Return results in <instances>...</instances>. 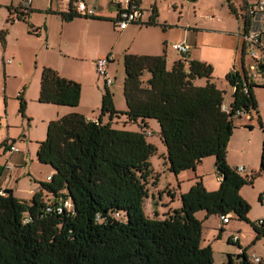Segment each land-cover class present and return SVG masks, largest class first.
<instances>
[{
  "label": "trees",
  "instance_id": "16d2710c",
  "mask_svg": "<svg viewBox=\"0 0 264 264\" xmlns=\"http://www.w3.org/2000/svg\"><path fill=\"white\" fill-rule=\"evenodd\" d=\"M74 1L69 0L66 11L57 12L63 21L85 17L113 22L101 15H79ZM227 1L230 13L236 15ZM132 2L139 0H128ZM7 9L15 12L16 19L25 21L31 12L21 13L11 6ZM157 18L158 11L152 6L144 24L160 25ZM13 21L10 16L6 19ZM247 24L245 20L243 30ZM6 36L7 30L0 29L3 45ZM244 55L242 47V72L233 69L225 75L233 88L227 103L225 91L212 82L210 63L184 56L167 68L164 49L159 55L125 53L122 92L126 109L115 108L113 94L104 83L96 119L72 112L48 122L36 158L54 170L50 180L39 181V190L29 201L19 200L11 189L0 194V264H212L211 247L200 244L202 222L195 216L200 210L206 217L233 213L250 223L255 240H264V219L250 222V205L240 195L242 186L251 185L264 173V141L259 168L250 175L240 174L226 161L227 145L236 128L234 120L241 117L240 112L254 111L263 127L254 88L264 87V83L248 80ZM145 73L149 74L146 79ZM198 79H205V84H195ZM80 96L79 82L51 67H42L38 102L75 107ZM17 99L23 114L22 92ZM120 115L141 123V129L113 127L112 120ZM148 119L158 123L171 173L195 169L204 157L214 156L220 177L216 190H207L201 179L196 180L180 193V208L163 218L148 217L143 210L152 172L149 158L156 151L143 129ZM45 194L51 196L53 207L60 205L59 213L46 210ZM66 200L71 203L70 209L64 205ZM116 213L121 218H116ZM227 241L242 248L231 237ZM245 250L243 247L241 262L236 264H251ZM228 264H233L230 256Z\"/></svg>",
  "mask_w": 264,
  "mask_h": 264
},
{
  "label": "rangeland",
  "instance_id": "374dc122",
  "mask_svg": "<svg viewBox=\"0 0 264 264\" xmlns=\"http://www.w3.org/2000/svg\"><path fill=\"white\" fill-rule=\"evenodd\" d=\"M88 7L94 8L97 12H104L109 6L110 0H83ZM124 1V0H122ZM147 2V0H144ZM157 3L159 8L158 27L147 28L142 30L140 34L134 33L138 26L143 24H130L124 37L126 47L123 52H151L153 45L158 43L165 50L166 59L171 63L172 59L178 52L171 48V43H181L183 35L186 33L192 41L195 37H204L208 41V45L203 50L210 48L209 45L216 47V50L208 51L214 64V80L219 84L222 72L228 64L229 48H232V40L229 37L222 36L216 32H196L194 26H210L217 25L221 27L236 28L241 27L240 20H236L230 16L227 0H152ZM236 3L237 0H230ZM23 0H0V29L5 28L8 36L5 45L0 43V117L7 116V123L4 119L0 125V165L6 162V155L2 153L5 147L10 144L19 145L22 140L27 147L30 148L32 158L34 157V165L49 166L41 164L36 158V151L33 147L40 141L45 139L46 127L52 119H57L56 115H52V104L40 103L37 98L34 99L35 88L31 85V78L35 71L38 72L44 62H53L57 65H65L73 63L72 58H60L63 52L68 50L69 40L65 36V31L60 29L58 17L51 18L49 22L50 34L48 40L45 39V31L43 30L39 36L28 25L27 20L11 25L6 22L8 16V6H19ZM33 4L40 8V11H32L33 15L30 22L33 25H43L46 22L43 13H49V7L62 10L68 8V0H33ZM43 8L46 10L43 11ZM59 15L58 13H56ZM211 17V18H210ZM148 18V12H146ZM45 21V22H44ZM100 23L97 27V34L106 41H112L115 35L118 37V44L114 45L113 61L109 64V72L115 71L116 78H112L113 83L109 87L113 94L114 106L116 109L125 110L126 104L122 92V81L120 80L124 74L122 64V38L118 33L122 30L117 29L113 22ZM149 26V25H147ZM151 26V25H150ZM190 27V28H189ZM72 36L75 30L71 29ZM137 34V35H136ZM135 36V37H134ZM165 41L167 43H165ZM152 44V46L144 47V44ZM132 44V49L128 50V46ZM96 46L88 47L89 54L96 51ZM162 51V50H161ZM163 53V52H162ZM161 53V54H162ZM133 54V53H132ZM234 56V55H233ZM240 54L231 61L229 71L236 69L242 72ZM247 65L251 62V58L246 54L243 57ZM10 62H7L9 61ZM236 61L235 66L234 61ZM70 61V62H69ZM233 62V63H232ZM85 81L84 91L80 104L75 106L79 112H83L86 116L96 119L99 115L101 105V97L104 91V81L101 76L92 70V67L85 62L84 64ZM5 73V78H4ZM109 73V74H110ZM109 76V75H108ZM148 73L143 78L146 79ZM5 80V81H4ZM203 80V79H202ZM256 82L264 83L263 79H256ZM96 83L98 86H96ZM262 83V84H263ZM26 84L25 89H23ZM23 92L25 100L24 113L19 111L18 93ZM256 100L258 103V113L261 118L263 127L261 128L257 121V114L253 112L252 118L246 115L237 117L234 120L236 128L231 136L226 151V161L234 168L243 167L241 172L244 176L250 175L259 168L260 152L264 141V88L256 87ZM230 96L227 94L225 102ZM82 114V113H81ZM52 117H49L51 116ZM49 118V119H48ZM105 117L103 121H106ZM147 127H143L146 132V139L154 144L156 151L150 156L149 162L151 166V177L148 180V196L144 199L143 210L146 216L163 218L164 215L174 209L180 208V193L186 192L190 186L198 179H201L207 190H216L217 176L214 162V156L204 157L195 169H186L174 175L168 168L165 156V146L159 138L158 123L154 119L147 120ZM252 128H249L248 126ZM112 126L115 128H124L131 130H140L141 123H132L126 119L124 115H120L112 120ZM149 132V134H148ZM7 139V140H6ZM20 154V153H17ZM9 155V154H8ZM31 158V157H30ZM29 159V158H26ZM14 168L12 161H7ZM28 163H31L30 160ZM240 195L250 205L247 217L250 222L258 223L259 219H264V173L256 176L253 183L246 184L241 187ZM68 202H70L68 200ZM71 208V203L67 205ZM231 219L228 223L221 226L219 215H209L200 210L195 213L196 218L201 220V242L202 246L209 245L212 249V264H228L229 256L233 262H241L240 254L242 248H246L248 257L252 254L261 258L264 264V240H255V233L250 223L238 219L233 213L230 214ZM125 220V218H123ZM220 226L222 231H219ZM243 234L241 238L242 248L237 244L228 242L227 239L231 235Z\"/></svg>",
  "mask_w": 264,
  "mask_h": 264
},
{
  "label": "crops",
  "instance_id": "0c3cea01",
  "mask_svg": "<svg viewBox=\"0 0 264 264\" xmlns=\"http://www.w3.org/2000/svg\"><path fill=\"white\" fill-rule=\"evenodd\" d=\"M51 1L52 0H50V2ZM124 1H122V0H110L109 6L106 9V11L97 12L95 10V14L114 19L115 15H116L117 6L118 5H124L125 4ZM230 2L232 4L233 9L235 10V13H236V15H232L230 13V16H232V17L234 16L236 18V20L239 19L241 22V27L237 26L236 28H229V27L227 28V27H221V26H217V25L194 26V28L197 30L196 32H200V30L204 31V32H216L222 36H227V37H229V40H232L231 41L232 48H229L228 64L225 66V69L222 72V76H221V80H220L219 84L217 82H215L214 76L212 79V82H214L215 85L219 89L225 91V98H226L227 94L230 96L231 93L233 92V88L227 83V81L225 79V75H226V73L229 72V69L232 67L231 61L234 59V57L239 56V54L241 57V49H242V47H244V41H243L242 33L244 31L243 26H244V21H245V17H244V10H245L244 4L245 3H243L241 0L235 1L236 3H233V1H230ZM68 3H69V0H68ZM139 3H140V6L142 8H144L148 11V14H149L148 16L151 15V7L152 6L156 7L158 14H159V8H158L156 2H154L152 0H147V2L144 0H139ZM19 6L11 5V7L13 9H17ZM45 10L46 9L43 8V11H45ZM66 10H67L66 8H64L62 10H59V9L55 10L54 8H52V6L49 7V10H48L49 13H45V12L43 13V17L45 16L46 22L44 21L45 23L43 25H36L35 26V25L31 24V22H30V20L33 16L31 14V12L32 11H40V8H38V6H35L33 4V0H32L31 6L28 9L27 13L29 11H31V12H29V15L27 18H28V22L32 25L33 29L36 30L35 31L36 34H38L40 36L42 31L43 30L45 31V39L46 40H48L50 30H51L50 25H49L51 18H54V17L59 18V22L61 24L60 29L62 31H65V36L67 37V39L69 40V43H70L68 50L63 52L64 54H63V56L60 55V58H65V57H67L68 59L72 58L73 63H71L69 61L70 63H68V64L57 65V64H53V62H44L42 67H44V66L51 67V68L55 69L61 76L79 82L81 85L80 100H82L83 91H84V81H85L84 80L85 79V72H84L85 62H88V64L92 67V70L94 72V70H95L94 61L97 58H99V57H101L107 53H111L112 57H113V50L115 47L114 45H117L119 40H118V37L115 35V37L113 38L112 41H109V40L106 41L105 39H102L99 36V34H97V27L101 26L100 23L104 24L105 22H108L107 20H98V19H91V18H85V17H77L71 21H63L61 19L60 15H57L56 13L57 12H63ZM7 12H8L7 17H9V16L14 17V13H15L14 11H12V12L7 11ZM20 21H22V20L14 19L13 22L19 23ZM157 21L159 22L158 18H157ZM16 23H13V24H16ZM13 24L11 23V25H13ZM72 27L76 31L73 36H72L71 30H70ZM151 27L155 28L158 26L157 25L138 26L136 31L135 30L133 31V34L134 33L140 34V32L142 30H146L147 28H151ZM127 29H128V27L123 29L122 31H120L118 33V35L121 36V38H122V50H121L122 52L125 50V47L127 45L126 42L124 44V37L127 35L126 34ZM7 36H8V34H7ZM165 43H167V42L165 41ZM181 43L188 46V48H189L188 52L185 55H177L175 58H173L171 60L172 61L171 63H169L168 60L166 59L167 60V68H170L174 61H176L178 59H183L184 56H186L189 59H197L200 61L210 63L213 66V75H214L215 64H214L213 60H211L212 58H210V57H212V56L208 54V51L216 50V47L209 45L210 48L203 50L204 48H206V45L209 44L208 41L204 37H200L199 39H198V37H195L192 41H190V37L186 33L183 35ZM90 45L97 47L96 51L92 54H89V52H88V47ZM149 46H152V44L146 43V44H144V46L142 48L149 47ZM153 47L155 50H153L151 52H139V51L136 52L135 51L132 53L133 54H146V55H159L163 52V48L161 46H159L158 43H155L153 45ZM131 49H132V44H130L128 46L127 51H130ZM125 53H127V52H123V55ZM123 55H122V64H123ZM113 59H114V57H113ZM242 59H243L242 60L243 61V67L246 70V68L248 66L247 62L244 58H242ZM236 61L237 60H235L234 64H232V65L235 66ZM248 64H250V63H248ZM109 68L110 67L108 65L107 74L109 75V77L116 78L115 71H113V73L111 74L109 72ZM41 70H42V68L40 69L39 72L36 70L35 73L33 74L32 78H31L32 79L31 85L35 88V90H34L35 94L33 96L34 99L38 98V94H39V83H40ZM123 70H124V68H123ZM3 76L5 78V73ZM124 76H125V74H122V77L120 79L122 81V85H123ZM148 77H149V74H148ZM148 77H146V78H148ZM112 83H113V81H112ZM112 83H111V85H112ZM255 83L256 84H262L263 82L262 83L255 82ZM195 84L204 85L205 79L195 80ZM111 85H109L108 87H110ZM96 86H98L97 83H96ZM25 87H26V84H24L23 89H25ZM261 88H264V87H261ZM254 94L256 96L255 88H254ZM22 97H23V92H22ZM229 101H230V98L228 99L227 103ZM79 104H80V101H79ZM52 106L53 107L50 110H53V112L51 114L56 115L57 118L65 115V114L72 113V112H78V113L83 114V112H79L75 107L55 105V104H52ZM117 110H119V109H117ZM121 111H124V110H121ZM253 112L254 111L247 114V117H249V119L252 118L251 114ZM52 115L49 117H52ZM83 115L88 119H93V118L86 116L85 114H83ZM4 119L7 123V116L6 117L1 116L0 117V125L2 124ZM146 123H148L147 120H146ZM19 142H20V144L16 145L19 148L18 152L10 153L8 150L9 146L5 147V149H3L2 153L5 155V152H7L6 150H8L9 155L7 154L5 156L6 157L5 158L6 159L5 164L3 166L0 165V194H2L5 189H11L14 196L17 197L19 200L29 201L30 198L32 197V195L39 190V183L38 182L39 181H45L47 176L52 175L54 173V170L52 169L51 166L34 165L36 163H34L35 162L34 157L32 158V153L30 152L31 147H29V146L27 147V145L24 142H22V140H19ZM37 147H38V143L33 147L34 152L37 150ZM17 153H20V154H17ZM26 158H29V159H26ZM9 160L12 161V163H14V168L11 167L10 164H8L7 161H9ZM29 160L31 163H28ZM241 172H240V174H242ZM216 180H217V186H218L219 181H220V177L217 176ZM261 219H263V217L260 218L259 221H261ZM220 224H221V226L224 225L221 222H220ZM237 236H238V243L242 246L243 244L241 243V238H244L245 236L243 234H240ZM245 253L248 256L247 250H245ZM233 264H236V262H233Z\"/></svg>",
  "mask_w": 264,
  "mask_h": 264
},
{
  "label": "built area",
  "instance_id": "2783aa9c",
  "mask_svg": "<svg viewBox=\"0 0 264 264\" xmlns=\"http://www.w3.org/2000/svg\"><path fill=\"white\" fill-rule=\"evenodd\" d=\"M244 4V17L248 21L246 25V30L243 31L242 37L244 41V52L251 58L250 64L246 68V74L248 80L252 83L256 82V79L264 80V0H241ZM32 0H23L22 4L18 7L21 13H27L31 6ZM124 5H118L116 10L115 18L113 19L114 26L123 30L127 28L130 24H143L148 18H146V9L142 8L139 3L132 2L128 3V0L124 1ZM73 7L75 11L81 16H93L95 14V9L88 7L83 0H75L73 2ZM149 15V14H148ZM13 19H16V14H14ZM171 48L178 52L180 55H185L188 52V46L183 43H171ZM244 55V56H245ZM113 60L112 54L107 53L94 61V67L96 73L103 78L104 83L109 86L112 83V78L107 74V67L109 63ZM7 62H10L7 61ZM223 109H226V105H222ZM241 116L246 115L243 112L239 113ZM149 134V132H148ZM10 153L18 152L19 148L15 144H10L8 148ZM8 167V166H7ZM238 172L243 171L240 166L237 168ZM51 175L46 177V181H49ZM3 194V193H2ZM46 200V210H55L56 212L61 211L60 205L53 207L51 204V196L45 194ZM70 202L66 200L64 205L67 207ZM116 218H121L120 213L115 214ZM220 222L226 224L230 221L231 215L220 214ZM231 240L233 242H238V236L231 235ZM248 260L251 264H260L261 258L257 255L252 254Z\"/></svg>",
  "mask_w": 264,
  "mask_h": 264
},
{
  "label": "water",
  "instance_id": "95a60500",
  "mask_svg": "<svg viewBox=\"0 0 264 264\" xmlns=\"http://www.w3.org/2000/svg\"><path fill=\"white\" fill-rule=\"evenodd\" d=\"M189 1H194V0H189Z\"/></svg>",
  "mask_w": 264,
  "mask_h": 264
}]
</instances>
